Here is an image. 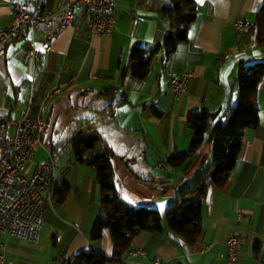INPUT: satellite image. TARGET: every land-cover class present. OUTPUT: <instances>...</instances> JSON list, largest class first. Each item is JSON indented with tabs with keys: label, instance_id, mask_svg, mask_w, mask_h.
I'll list each match as a JSON object with an SVG mask.
<instances>
[{
	"label": "crops",
	"instance_id": "0c3cea01",
	"mask_svg": "<svg viewBox=\"0 0 264 264\" xmlns=\"http://www.w3.org/2000/svg\"><path fill=\"white\" fill-rule=\"evenodd\" d=\"M12 1L0 0V28L11 22ZM24 1L28 8L40 4L52 11L61 2ZM194 1L197 18L190 24L187 38L168 56L162 42L169 24L162 9L170 0H117L113 29L99 36L90 34L83 20V6L78 5L73 25L57 34L52 49L35 63L23 59L22 43L8 44L6 54L0 56V125L9 122L13 133V120L26 110L34 115L40 107L46 132L50 123L53 129L61 127L55 124L60 122L59 116H70L68 120L73 121L80 116L79 107L87 109L85 125L78 132L95 126L102 142L91 149V154L107 152L113 171L114 157L126 169L124 193L114 183L119 194H132L126 196L137 203H151L164 215L184 188L190 189L200 178L211 153V147L206 146L192 164L191 160L179 167L167 163L172 154L187 150L190 144L186 114L214 110L228 99L235 102L239 66L264 60V48L256 44L253 29H245L237 37L233 24L238 16L253 23L263 0ZM35 35L39 47L41 32ZM135 46H158L143 79L133 77L127 67ZM186 71L191 72L186 89L175 95L167 83ZM57 87L60 91L54 92ZM108 87L117 89L115 98L101 93ZM119 97L124 100L112 112L97 111ZM256 103L258 123L244 129L240 152L227 181L221 188L208 187L197 240L187 244L162 224L160 232L144 230L134 236L130 249L142 246V255H129V249L113 264H146L155 256L163 264H226L225 240L234 228L244 234L235 264H264V75L257 85ZM54 143L52 137L49 146L41 142L36 147L28 170L30 174L34 163L50 159L57 164L51 183L52 203L47 206L39 241L0 234L6 244L5 264H69L76 252L87 247L107 257L112 255L108 232L97 240L89 239L100 202L94 169L76 160L71 140L66 145ZM163 160L165 165L158 166ZM176 183L182 191L173 188L170 195L169 189ZM64 184L68 195L59 201L54 192ZM238 212L244 218L236 224Z\"/></svg>",
	"mask_w": 264,
	"mask_h": 264
},
{
	"label": "trees",
	"instance_id": "16d2710c",
	"mask_svg": "<svg viewBox=\"0 0 264 264\" xmlns=\"http://www.w3.org/2000/svg\"><path fill=\"white\" fill-rule=\"evenodd\" d=\"M198 6L194 0H170L162 9V16L168 20V31L162 42L165 56L175 51L179 42L187 38L188 29L197 18ZM253 34L256 44L264 48V0L256 12L253 22ZM158 46L145 48L135 46L131 49L127 67L131 75L143 79L150 71L151 60ZM126 67V69H127ZM264 75V60L241 64L236 76L235 90L237 100L228 99L214 110H193L186 114L185 125L191 130V140L187 150L172 154L167 163L171 167L197 159L206 146L212 150V160L205 174L192 186L173 200L164 215L152 205H133L125 200L114 184V171L109 163V153L92 155L91 149L102 142L95 126L73 132L72 149L77 161L91 166L100 185V202L89 239L97 240L106 231L112 243V255L107 257L92 247L76 252L69 264H113L121 260L131 248V242L141 231L160 232L162 219L169 230L185 243L193 244L201 232V207L208 187L224 186L235 163L245 128L255 127L259 119L256 103V91L259 80ZM117 89L108 87L101 91L115 98ZM124 98L105 104L97 111L112 112ZM54 195L63 201L68 195V186L62 185ZM256 252V249H255Z\"/></svg>",
	"mask_w": 264,
	"mask_h": 264
},
{
	"label": "built area",
	"instance_id": "2783aa9c",
	"mask_svg": "<svg viewBox=\"0 0 264 264\" xmlns=\"http://www.w3.org/2000/svg\"><path fill=\"white\" fill-rule=\"evenodd\" d=\"M117 0H61L55 11L46 10L40 4L28 8L24 0L11 3L12 18L8 26L0 28V56L6 54L8 44L22 43L23 59L33 63L41 60L43 54L52 49V39L71 27L78 5L83 6V20L92 36L108 35L115 21ZM59 17L55 23V19ZM236 36L254 25L241 16L233 20ZM41 32L40 46L37 47L35 32ZM191 72L172 76L167 85L175 94H182L187 86ZM60 91L57 87L54 92ZM46 98V95L44 96ZM30 104V102H29ZM42 108L36 114L26 110L10 123L0 125V234L14 235L30 242H38L47 206L52 203L51 183L56 162L50 159L34 163L28 174L29 164L35 148L41 145L45 132V119ZM165 165V161L158 166ZM244 216L238 212L235 223ZM244 234L234 228L229 231L225 244L226 264H235L243 248ZM6 244L0 239V264L6 263ZM144 249L137 246L129 250V255H142ZM146 264H163L159 256L151 258Z\"/></svg>",
	"mask_w": 264,
	"mask_h": 264
},
{
	"label": "rangeland",
	"instance_id": "374dc122",
	"mask_svg": "<svg viewBox=\"0 0 264 264\" xmlns=\"http://www.w3.org/2000/svg\"><path fill=\"white\" fill-rule=\"evenodd\" d=\"M86 110L87 109H85V108L79 107V111L78 112H79V115L80 116H76L77 118L75 120H73V121L68 120V117H70V116H59L60 122H55V124L58 126V123H59L60 126H61L60 128L55 127L53 129V123H50V125L47 127L46 132H45V134L43 135V138H42V142L44 143V145L45 146H49L50 145L49 143L51 142L52 137H53V140L55 141V143H54L55 145H64V144L66 145V142H68L69 140H71L70 138L73 136V132L75 130L78 131L82 127H84V125H85V122H84L85 118L83 119V117L88 116V112ZM70 114L67 113V115H70ZM52 129L54 131H56V132H53ZM40 146L41 145H39V147ZM43 148H44V146H42L41 149L45 151V148L44 149ZM36 149L37 148H35V150ZM36 156H38V155H36ZM113 159H114L113 165H114V171H115L114 183L117 184L119 186L120 190L122 191V193H124L126 184H125L124 180L122 182V179H123V173L126 171V169L123 167L122 164L119 163L117 157H114ZM211 160H212V150H211V153L209 155L208 160H206L205 161V164L202 166V169H201L202 172H201V174H200L199 177H201L203 174H205V172H206L209 164L211 163ZM168 170H171V169L168 168ZM175 182H176V180H175ZM180 187H181L180 183L173 184L170 187V189H169V194L171 195V193L173 191V188H175L176 191L178 192L181 189ZM191 188H192V186H191ZM185 190L186 189L184 188L183 191H185ZM180 191H182V190H180ZM126 193H128V192H126ZM126 195H132V194H122V196L130 204H133V205H139V204H142V205H152L151 203H148V202H138L137 203V201H134L132 198H129V196H126ZM162 224L167 225L164 219H162Z\"/></svg>",
	"mask_w": 264,
	"mask_h": 264
},
{
	"label": "bare ground",
	"instance_id": "6f19581e",
	"mask_svg": "<svg viewBox=\"0 0 264 264\" xmlns=\"http://www.w3.org/2000/svg\"><path fill=\"white\" fill-rule=\"evenodd\" d=\"M130 250H134V248L130 249Z\"/></svg>",
	"mask_w": 264,
	"mask_h": 264
}]
</instances>
